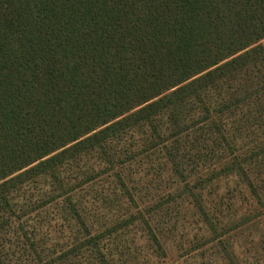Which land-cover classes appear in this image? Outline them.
I'll list each match as a JSON object with an SVG mask.
<instances>
[{"label":"trees","instance_id":"obj_1","mask_svg":"<svg viewBox=\"0 0 264 264\" xmlns=\"http://www.w3.org/2000/svg\"><path fill=\"white\" fill-rule=\"evenodd\" d=\"M188 105L226 151L212 177L189 175ZM234 207L263 224L264 0H0V264H115L133 230L156 264Z\"/></svg>","mask_w":264,"mask_h":264},{"label":"rangeland","instance_id":"obj_2","mask_svg":"<svg viewBox=\"0 0 264 264\" xmlns=\"http://www.w3.org/2000/svg\"><path fill=\"white\" fill-rule=\"evenodd\" d=\"M214 93L216 92L211 90L205 96V100L209 104H211V99L216 98ZM190 107L188 105L184 112L186 127L188 126V136L187 138H181V141H179L180 144L184 145V152L187 149L191 151L188 153L190 157H187L189 164L196 163L195 166L192 163L191 167L188 168L189 175L198 172V176L212 177V174L217 171L218 160L225 157L226 151L214 146V142L209 139L210 135L207 132V127L210 120H212V116L200 115L198 112L190 110ZM160 122L167 126L165 117L161 118ZM166 132L169 138V131ZM235 184L231 179L218 183L217 185L221 188L219 194L223 195L226 188L233 190ZM206 191L209 194L212 193L210 188H207ZM228 212L229 214L232 213L233 216L223 222V229L218 231L221 234L220 239L215 234L203 235L201 225L189 223L183 229H179L185 224L182 223L176 229L174 228L175 235L170 240L169 238L161 240V244L168 253L169 258L162 259V256L158 255L155 259L156 264L165 262H169V264H264V241H261L263 240L262 235H264V222L255 228L247 227V225L239 227L243 212L237 207L231 208ZM263 214L264 212L259 209L254 213V215L260 216L259 219ZM262 220L264 221V218ZM133 232V235L125 233L122 238L123 241L109 242L110 253L115 264H119V260L129 249L135 253L130 258L123 259V264H143L138 252H146L147 245L140 240V232L139 234H135V230ZM252 234L256 235L257 239L250 238ZM223 244L231 253L233 263L226 260L221 248ZM159 260H161L160 263Z\"/></svg>","mask_w":264,"mask_h":264}]
</instances>
